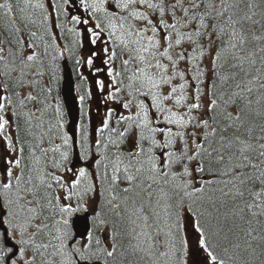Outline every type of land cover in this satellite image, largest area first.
I'll return each instance as SVG.
<instances>
[{
    "label": "snow or ice",
    "instance_id": "obj_1",
    "mask_svg": "<svg viewBox=\"0 0 264 264\" xmlns=\"http://www.w3.org/2000/svg\"><path fill=\"white\" fill-rule=\"evenodd\" d=\"M0 264H264V0L0 3Z\"/></svg>",
    "mask_w": 264,
    "mask_h": 264
},
{
    "label": "water",
    "instance_id": "obj_2",
    "mask_svg": "<svg viewBox=\"0 0 264 264\" xmlns=\"http://www.w3.org/2000/svg\"><path fill=\"white\" fill-rule=\"evenodd\" d=\"M62 81H61V98L68 117L69 131L78 122L80 115V107L75 94L74 78L70 66L66 60L62 61ZM77 163L78 161H75Z\"/></svg>",
    "mask_w": 264,
    "mask_h": 264
},
{
    "label": "trees",
    "instance_id": "obj_3",
    "mask_svg": "<svg viewBox=\"0 0 264 264\" xmlns=\"http://www.w3.org/2000/svg\"><path fill=\"white\" fill-rule=\"evenodd\" d=\"M62 43H65V42H62ZM63 59H66L68 64L70 65L72 71H73V75H74V79H75V84H76V87L79 88V91H80V94H84V92L87 90L86 89V84H84L83 82H81V80L78 78V75H77V68L75 66V61L74 59L70 58L67 53H65V56ZM62 60V59H61ZM60 60V62H61ZM59 62V60L57 61L58 65H59V72H58V75L61 79V63ZM60 79H59V84H58V89L57 91L60 92ZM80 121V119H79Z\"/></svg>",
    "mask_w": 264,
    "mask_h": 264
},
{
    "label": "rangeland",
    "instance_id": "obj_4",
    "mask_svg": "<svg viewBox=\"0 0 264 264\" xmlns=\"http://www.w3.org/2000/svg\"><path fill=\"white\" fill-rule=\"evenodd\" d=\"M3 2H4V0H0V3H3ZM60 60H61V59H60ZM60 60H59V62H60ZM79 71L83 72L84 75H89L88 70L85 69V68H83V67H81ZM77 75H78V78L80 79L79 74H78V70H77ZM61 78H62V77H61ZM60 83H61V79H60ZM83 83L86 84V89H88V88L90 87L91 77H89V81H88V82H83ZM56 94L59 96L60 101H61V103H62V106H63V108H64V105H63V102H62V99H61L60 92L57 91ZM76 95H77V96H76L77 99H78L79 95H81L78 87H76ZM78 102H79V100H78ZM88 107H89V105H88V103L86 102V109H87ZM90 107L92 108V115H93V118H94V119H97L96 116H95V108H96V104H95V102H92L91 105H90ZM64 110H65V108H64ZM65 112H66V111H65ZM66 120L68 121L67 115H66ZM97 122H98V119H97ZM77 124H78V123H77ZM77 163H78V162H77Z\"/></svg>",
    "mask_w": 264,
    "mask_h": 264
}]
</instances>
